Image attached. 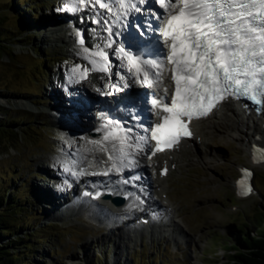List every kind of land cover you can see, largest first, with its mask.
I'll return each mask as SVG.
<instances>
[{"label": "rangeland", "instance_id": "obj_1", "mask_svg": "<svg viewBox=\"0 0 264 264\" xmlns=\"http://www.w3.org/2000/svg\"><path fill=\"white\" fill-rule=\"evenodd\" d=\"M64 4L69 3L0 0V38L5 37L0 42L5 48L0 51V122L6 124L0 136V188L5 194L9 190L21 196L31 218L30 227L21 229L12 239L28 244L29 239L38 236L32 227L45 230L41 245L27 258L29 264H229L230 253L225 249L229 225L247 223L245 219L249 221L254 209L262 204L264 163L255 165L247 150L249 142L219 121L217 131L197 140V147L186 143L184 148L192 155L175 156L179 166L166 178L165 192L178 216L174 220L187 242L181 243L169 233L153 238L145 234L119 245L118 238L109 233L111 223L106 217L83 213L72 219L50 220L54 212L43 207L44 192L37 185L43 183L39 180L42 172L34 163L42 157L69 161L70 145L78 136L72 135V140L66 132L52 127L46 116L10 104L12 100H47L51 94L47 89L50 75L71 68L64 55L36 44L41 19L43 22L51 14L59 17L68 13ZM158 168L152 171L156 177ZM251 169L257 186L244 199L238 194L237 180L244 170ZM154 198L162 201L159 194Z\"/></svg>", "mask_w": 264, "mask_h": 264}, {"label": "bare ground", "instance_id": "obj_2", "mask_svg": "<svg viewBox=\"0 0 264 264\" xmlns=\"http://www.w3.org/2000/svg\"><path fill=\"white\" fill-rule=\"evenodd\" d=\"M159 9L163 8L159 7ZM97 12L99 15H107L109 19L112 18L107 11H102L97 6L95 10L86 8L80 13L72 12L59 17L51 14L50 19L43 22L41 19V22H39L41 29L36 34L37 46H42L46 50L52 49L64 55L69 61L68 63L71 65L69 67L71 68H62L50 75L51 80L47 89L51 94L47 100H12L10 104L11 107L18 110H27L37 116H46L52 127L66 132L72 140L74 138L72 135L78 136L77 141L70 145L69 161H65L63 157H42L34 163L38 171L42 172V178L39 177V180L43 183L37 185H39V188L41 185V189L44 192L43 207L54 212L53 217L50 219L52 221L76 218L83 215V213L106 217V220L112 217L116 219V222L114 224L109 223V233L118 238L119 245H124L126 241L134 237L140 239L145 234H149L153 238L156 235L165 236L168 233L171 238H179L181 243H185L188 240L174 220L178 216H175L174 206L165 192L167 180L162 175L159 177L154 176L152 171L160 165L163 168H177L179 162L174 157L192 155V151L190 152V150L184 148L185 145H182L172 156L165 155L163 158L153 157L147 160L144 151H137V148H143L144 144L138 141L139 138H136L137 130H135L133 132L135 134L128 137V141L123 145V148L125 152L132 153L128 159L138 161V166L123 168L122 171L117 172L111 169L113 161L108 160V154L112 153L115 156H119L121 144L114 139L104 142L100 134L103 131L98 130L104 126L103 123L106 122L104 119L110 115L109 113L111 115L115 114L114 107L119 103V99L124 96L122 88L124 86L122 82L124 78L131 88L139 91H153L158 87L167 86L168 73L165 74L166 81L163 85L151 87L140 83L134 75L135 70H128L127 60L118 59L114 54L115 49L124 47L126 51L131 50L133 53L146 54L149 60H163L166 51L164 43L160 39L161 32L157 28L158 24H150L148 21L145 20L144 22L141 18H138L136 14L149 15L150 17V13L141 10L140 12H133L129 24H125L126 21L124 20L119 25H113L111 35H107L105 34L107 29L105 25L92 23L94 17H99V15H96ZM157 18L156 14H153V17L151 16V19ZM112 19L114 20L115 18ZM58 24L67 25V29L58 28ZM143 25L148 26L145 28ZM77 32L84 37L83 46L78 43ZM109 41L113 42L112 47H107ZM84 47H87L90 53L95 52L98 47L103 48L108 53L110 63L103 64V62L98 61L95 67H100L103 64V66L108 68V71L93 70L94 66L90 63V60L96 58L91 56L90 53H85L83 51ZM85 56L89 58L85 59ZM77 65L89 70L86 73V78H81L79 72L73 73L72 69ZM111 79H114L115 84L120 87L112 85ZM140 79H143V77L141 76ZM41 104L43 107L39 108ZM1 105H3V102L0 101ZM101 107H104L102 112L99 110ZM117 113L121 114L122 111ZM261 120L262 123L260 125L259 121L247 115L241 107L226 103L222 105L215 116H211L198 125L197 138L202 140L210 132H216L218 129L217 121H219L231 131L239 133L240 139L244 138V141L249 142L246 144L247 150L252 156L257 144L264 148V116ZM70 125H72L71 128ZM93 133L98 135L95 136ZM207 133L209 134L207 135ZM94 140L102 141L108 152H102L99 145L90 143V141ZM188 143L194 147L198 145L194 141ZM128 144H131L132 147L129 148ZM125 163H127L126 160ZM66 167L70 171H65ZM138 169L143 170V176L134 180L141 181L151 193L162 196V201L159 202L148 193L141 192L140 197L146 198L145 215L141 213L143 206L140 205L141 202L139 204L132 202L116 207L110 201L101 200L98 204L81 197L83 190L91 189L93 183L99 186L101 183L107 182L116 187L117 181L122 180L118 178L122 173L127 178L132 171ZM81 171L86 174L83 176L72 175L73 172L79 173ZM104 171H108V175H92L94 172L100 173ZM50 176H53L56 182L48 180L47 177ZM65 179L70 183L66 182ZM64 194H67L65 198ZM165 195H167L166 199ZM149 211L156 212L154 219L147 226L142 225L137 228L136 223L138 220L148 217ZM99 221L103 222L102 219H99ZM178 229H180V232Z\"/></svg>", "mask_w": 264, "mask_h": 264}, {"label": "snow or ice", "instance_id": "obj_3", "mask_svg": "<svg viewBox=\"0 0 264 264\" xmlns=\"http://www.w3.org/2000/svg\"><path fill=\"white\" fill-rule=\"evenodd\" d=\"M148 0H115L119 12L126 16L130 12H140L138 5H144ZM161 8L167 10V16L162 19V38L167 53L163 60H144L138 54L126 51L124 47L114 50L118 59L127 60L128 70H135L134 75L140 83L151 87L163 85L165 74L174 84L170 103L153 101V106L162 105L163 122L156 123L150 129L148 136L141 141L148 145L155 141L154 147H149L148 159L157 152L171 149L181 136H190L188 121L193 118L207 116L216 105L228 96L247 98L255 104L264 103V0H155ZM105 9L113 12L109 0H72L64 4L63 9L71 12L86 8ZM96 15H99L97 12ZM92 23L99 24L101 20L93 18ZM109 24L108 20L103 21ZM106 31L111 35L109 26ZM78 43L84 45V37L77 32ZM109 41L107 47H112ZM85 53H90L87 47ZM96 59L90 60L95 71H108L103 64H109L108 53L99 48L90 53ZM85 56V59H88ZM98 61L103 62L95 67ZM73 73L79 72L81 78H86L87 68L77 65ZM143 79H140V77ZM123 79V77H121ZM125 86L127 83L125 82ZM168 93V88L163 89ZM187 118V121L184 119ZM121 129H113L107 133L103 141L110 138L121 144L119 156L108 154V160L113 161L111 169L117 172L123 168L138 166V161L128 159L131 152H125L123 145L128 137L118 133ZM100 146V151L108 152L102 141H90ZM131 148L132 145L128 144ZM138 152L144 151L137 148ZM125 160L127 163H125ZM119 164V166H118ZM110 169V170H111ZM65 171H70L67 167ZM164 169L162 174H166ZM86 173L73 172L72 175L83 176ZM92 175H108V171L92 173ZM128 181L126 180L125 183ZM246 188L243 194L250 192ZM88 195V193H85ZM99 195V194H97Z\"/></svg>", "mask_w": 264, "mask_h": 264}, {"label": "trees", "instance_id": "obj_4", "mask_svg": "<svg viewBox=\"0 0 264 264\" xmlns=\"http://www.w3.org/2000/svg\"><path fill=\"white\" fill-rule=\"evenodd\" d=\"M4 38L2 36L0 42H4ZM4 49L0 46V51ZM5 128L6 124L0 122V136ZM262 184L264 187V178ZM32 193L37 195L36 192ZM24 196L26 197V194ZM23 203L21 196H14L9 190L5 194L0 188V264H18L21 261L22 264H29V258L34 255L33 249L41 245L40 241L44 239L42 235L45 234L43 233L45 230H38L35 227L31 229L34 232L37 230L38 236L32 238L33 240L29 239L28 244L19 238L12 239L21 229L30 227V212L23 207ZM245 220L247 223L229 225V244L225 247L230 253L229 264H264V195L262 204L254 209L249 221Z\"/></svg>", "mask_w": 264, "mask_h": 264}]
</instances>
